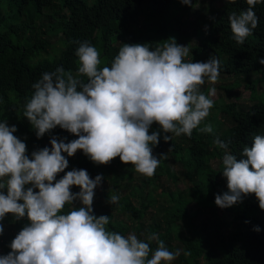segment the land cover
<instances>
[{
	"label": "clouds",
	"instance_id": "1",
	"mask_svg": "<svg viewBox=\"0 0 264 264\" xmlns=\"http://www.w3.org/2000/svg\"><path fill=\"white\" fill-rule=\"evenodd\" d=\"M178 2L199 7V0L195 5L193 0ZM262 2L246 0L245 11L229 14L237 45H243L258 27L254 9ZM75 43V75L63 67L43 73L25 100L23 117L38 139L57 126L78 139L66 143L52 137L50 149L34 151L29 158L26 144L14 135L16 126L0 121V221L8 214L29 221L12 240L11 251L0 256V264H171L180 253L170 251L156 234L145 240L135 233L124 236L107 229L108 216L93 214L102 175L92 179L86 170L73 169L59 180L57 176L68 168L63 154L72 157L79 150L95 165L106 166L119 157L136 173L152 178L167 158L153 155L161 132L165 143L172 140L169 134L189 138L194 130L214 134L213 125L205 121L214 107L216 88L205 94L202 86L218 82L220 61L214 56L207 62L187 61L189 45L170 38L155 49L148 44H121L110 66L101 68L95 46L88 41ZM258 62L264 65V59ZM153 124L160 131L149 134ZM214 143L225 149L221 173L228 188L216 195V206L229 208L254 195L264 211V135H255L239 160L219 138ZM73 186L80 189L78 193L71 191ZM76 201L82 206L73 207ZM118 201L113 194L107 203ZM68 205L71 210L64 213ZM253 230L260 231L258 226ZM3 232L0 223V235ZM152 241L157 243L154 251Z\"/></svg>",
	"mask_w": 264,
	"mask_h": 264
},
{
	"label": "trees",
	"instance_id": "2",
	"mask_svg": "<svg viewBox=\"0 0 264 264\" xmlns=\"http://www.w3.org/2000/svg\"><path fill=\"white\" fill-rule=\"evenodd\" d=\"M222 1V7L211 24L213 34L192 51L196 56L204 52L216 57L220 61V75L237 77L260 73L264 67L258 62L264 59V2L254 9L259 23L253 35L249 36L243 45H237L232 38L228 16L233 11L237 13L245 11L246 0H237L235 4ZM195 3L196 0H193L194 5ZM192 9L193 7L182 5L178 0H0V121H6L9 127L16 126L17 131L14 135L26 144L29 158L34 151L45 147L50 149L52 137L63 139L66 143L78 139L59 126L42 138H37L35 130L23 117L25 100L34 92L33 83L40 79L43 73L54 71L58 67L72 71L75 75L78 66L75 41L90 42L100 52V67L110 66L122 46L114 44V39L121 37L123 44H139L133 28L141 24V18L144 16L146 17L144 25H150L149 19L157 21L154 24L155 38L144 39L142 43L155 49L167 41H160L158 38L161 35L180 30L179 15ZM46 10L51 11L47 16L52 22L49 32L60 31L63 35V48L53 59L42 56L41 51H44L46 43L36 32L37 22ZM169 14L176 18V21L169 23L161 20L163 16ZM175 41L178 44L177 39ZM247 87L251 90L253 99L254 83L250 82ZM222 110L230 117L232 124L219 135L206 133L208 142L204 141L199 130H194L191 138L186 136L189 145L181 156L180 147L172 140L165 143L163 139L165 134L161 132L159 144L153 148V155L156 153L160 155L162 149L167 148L175 157H182L187 176L190 178L193 173L196 174L201 188L198 184L196 186L200 193L206 195L208 204L213 205L216 195H223L228 188L219 192L214 189V180L218 173L209 165L211 156H214L209 151L211 141L214 143L219 138L228 145L227 151L239 160L243 147H251L255 135H264V102H253L245 109H238L231 103L225 105ZM156 131L160 129H152L149 134ZM215 145L219 154L225 152V149ZM63 155L68 159V168L65 169V173L57 176V180L73 169H84L92 179H95L97 175L102 177L106 174L111 175L123 167L119 157L105 166L95 165L79 150L72 157H67L66 153ZM129 166L130 169L134 168L132 165ZM121 177L123 179V176ZM145 182L148 186L152 185L150 180L146 179ZM79 190L76 186L71 189L73 193H78ZM4 192L6 194V189ZM170 202L173 203L172 209L166 210L164 215L166 225L154 222L150 228L143 231L145 239L148 235L156 234L166 246L169 245L172 231L178 230V222L187 215L189 200L182 199L178 194H170ZM150 205L151 191L148 189L139 208H135L128 197L119 199L113 208L120 214L128 215V220L136 223L133 227L115 222L111 213L99 208L93 207V214L97 217L102 215L109 217V224L106 226L109 231L124 236L135 231L138 237L143 230L141 222ZM81 206L79 201L73 204L75 208ZM71 207L66 206L63 212L67 213ZM228 210L229 219L220 218L214 230L217 240L215 252L204 246L202 234L183 241L184 253L187 255L184 257L186 264H202L199 262L200 258H203V264H264V211L259 208L258 200L254 195H250L243 198L242 203H237ZM0 223L4 229L13 224L23 228L29 221L26 217L17 220L8 214ZM231 226H234V230L224 235L223 230ZM257 226L259 232L253 230ZM150 247L154 251L157 243L152 241ZM1 249L0 256H5L11 251L9 247Z\"/></svg>",
	"mask_w": 264,
	"mask_h": 264
},
{
	"label": "rangeland",
	"instance_id": "3",
	"mask_svg": "<svg viewBox=\"0 0 264 264\" xmlns=\"http://www.w3.org/2000/svg\"><path fill=\"white\" fill-rule=\"evenodd\" d=\"M222 4V0H199V7H193L188 13L179 15L180 30L178 32L169 31L158 39L160 41L170 38L177 39L179 45H189L190 53L186 57L187 61H192L193 63L207 62L212 56L204 52L196 56L192 50L199 47L207 37L213 34L211 24L220 11ZM50 14V10L44 11L43 17L37 22L36 27V32L40 39L46 43V47L44 51H41V54L47 59L55 58L63 48L62 33L60 31L49 32V26L52 25V22L49 21L47 16ZM161 20L170 23L176 21V18L169 14L163 16ZM145 21L146 17L144 16L141 18V24L133 28L135 36L139 39V44H142L144 39L155 38L154 24L157 21L149 19L150 25H144ZM206 27L207 31H205ZM123 43L124 41L121 37L114 39V44L121 45ZM162 45L159 44V46ZM250 82L254 83L255 97L253 99L250 94L251 90L247 87ZM210 87L216 88V94L212 97L215 104L205 123H211L214 127V134L219 135L232 124L230 117L222 110L225 105L233 103L236 108L245 109L253 102H264V67L260 73L249 75L237 77L219 75L218 82L215 85L206 82L202 86V91L207 94ZM155 128H159V126L153 124L149 131ZM202 134L204 141L208 142L207 134ZM170 135H172V141L180 147L181 156L184 155V150L189 145L186 136L176 137L174 134ZM210 144L209 151L214 156H211L209 165L213 171L218 173V177L214 180V189L219 192L227 187V180L221 173L222 158L225 152L223 151L219 154L216 145L212 141ZM162 154H166L167 158L161 160L162 164L156 169L152 178H145L136 173L134 168L130 169V166L125 164H122L123 167L117 169L116 173L103 176L101 186L95 189L92 207L111 213L113 220L119 224L133 227L136 223L129 221L128 215L120 214L117 209H114L113 207H116V204L110 205L107 203L108 198L113 194L118 195L119 199L128 197L133 206L139 208L140 204L145 200V194L148 189V191H151V205L145 212V217L141 222L143 230L138 235L143 240L145 239L143 231L150 228L154 222H162L166 225L165 211L171 210L173 206V203L170 202V194H178L182 199L189 200L187 215L178 222V230L172 231L171 240L169 245L166 246L170 251H179L180 253L171 264H186L184 257H187V255L184 253L183 241L196 238L202 234L204 236V246L215 252L217 250V240L214 236L216 224L220 218L228 220L230 212L228 208L221 209L216 204H208L206 195H203L202 192L200 193L199 188L196 186L198 184L201 188L196 174L193 173L190 178L187 176L185 161L182 157H175L167 148H163L160 155L157 153L155 155L159 158ZM121 176H123V179ZM146 179L152 182L151 186L147 185ZM104 195H107V197H104ZM21 230L22 227L14 224L4 229L3 234L0 235V252L2 247H9L12 240ZM233 230L234 226H231L229 229L223 230V233L228 235ZM131 233L136 234L135 231ZM199 262L203 264V258H200Z\"/></svg>",
	"mask_w": 264,
	"mask_h": 264
}]
</instances>
